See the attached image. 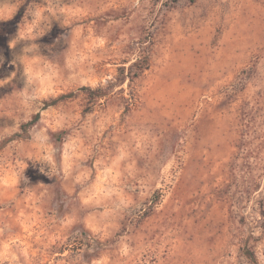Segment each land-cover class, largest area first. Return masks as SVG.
<instances>
[{
	"label": "rangeland",
	"instance_id": "374dc122",
	"mask_svg": "<svg viewBox=\"0 0 264 264\" xmlns=\"http://www.w3.org/2000/svg\"><path fill=\"white\" fill-rule=\"evenodd\" d=\"M111 3L114 6L103 13L115 22L109 31H114L116 39L125 36L117 47L119 56L108 61L115 72L110 90L115 91L106 92L103 109L112 122L92 143L82 168L87 169L91 160H107L116 143L128 131L137 130L154 139L158 151L169 158L166 179H160L151 167L149 146L130 165L138 169L135 179L126 181L142 185L130 193L139 209L130 215L117 211L103 220L93 208L77 210L61 199L55 186H48L50 196L43 208L21 210L22 217L35 223L29 225L26 220L16 229L18 238L34 253V264H58L61 258L67 264L89 237L95 240L93 231L105 224L110 225L106 245L128 234L135 236L141 249L163 245L173 232L181 234L178 230L186 223H197L199 231L210 233L213 216L227 206L228 190L237 180L245 194L251 196L255 190L257 199L262 198L252 173L264 176L260 171L264 169V0ZM9 12L3 9L0 15ZM107 19L98 23L106 25ZM143 58H148V65L131 72L130 65ZM103 64V58H98L96 69ZM72 108H79L82 118L95 123L86 103L70 99L65 109ZM97 131L93 127L91 136ZM28 174L37 179L31 169ZM89 184L73 191L87 189ZM97 207L114 208L115 204L105 199ZM4 211L0 205V215ZM70 212L75 222L69 216V223H62ZM85 214H89L87 228L81 222ZM145 260L155 264L150 249L140 256L139 264Z\"/></svg>",
	"mask_w": 264,
	"mask_h": 264
},
{
	"label": "clouds",
	"instance_id": "9594fccd",
	"mask_svg": "<svg viewBox=\"0 0 264 264\" xmlns=\"http://www.w3.org/2000/svg\"><path fill=\"white\" fill-rule=\"evenodd\" d=\"M112 6L111 0H0V10L10 9L0 15L4 41L0 44V205L5 210L0 215V264H34V253L16 229L26 220L35 223L22 217L21 210L43 208L50 196L48 186H55L61 199L77 210L93 208L103 220L117 211L130 215L139 209L130 193L142 185L126 181L135 179L138 169L130 165L149 146L151 167L166 179L169 158L158 151L154 139L137 130L128 131L107 160H91L87 169L82 168L92 143L112 122L103 109L105 93L115 91L110 90L115 72L108 61H115L117 47L125 40L123 34L116 39L109 31L115 22L103 13ZM105 19L106 25L98 23ZM98 58L104 60L99 71ZM70 99L86 103L95 123L82 118L79 108L66 110ZM93 127L98 129L95 137ZM252 176L262 198L257 199L255 190L251 196L245 194L237 180L228 190L227 206L213 216L210 233L199 231L197 223H186L178 230L181 234L173 232L163 245L141 249L135 236L128 234L106 245L110 225L105 224L93 231L95 240L89 237L67 264H139L148 249L155 264H264V176L255 171ZM87 182V189L73 191ZM105 199L115 207H97ZM69 216L75 222L70 212L62 223H69ZM88 219L85 214L81 221L86 228ZM58 264H64V258Z\"/></svg>",
	"mask_w": 264,
	"mask_h": 264
},
{
	"label": "trees",
	"instance_id": "16d2710c",
	"mask_svg": "<svg viewBox=\"0 0 264 264\" xmlns=\"http://www.w3.org/2000/svg\"><path fill=\"white\" fill-rule=\"evenodd\" d=\"M173 1H178V0H173ZM148 65V58H143L142 60H138V61H135L134 63H132L129 67L130 71L132 72V70L136 67V66H139L140 69H144L146 66ZM133 76H131L130 79H132ZM106 95V93H105Z\"/></svg>",
	"mask_w": 264,
	"mask_h": 264
}]
</instances>
